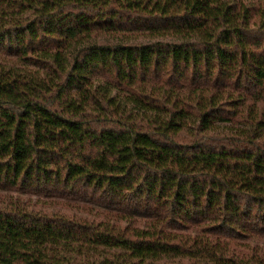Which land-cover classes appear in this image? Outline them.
<instances>
[{"label": "trees", "instance_id": "16d2710c", "mask_svg": "<svg viewBox=\"0 0 264 264\" xmlns=\"http://www.w3.org/2000/svg\"><path fill=\"white\" fill-rule=\"evenodd\" d=\"M0 264H264V0H0Z\"/></svg>", "mask_w": 264, "mask_h": 264}]
</instances>
